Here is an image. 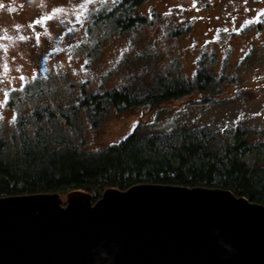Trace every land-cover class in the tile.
I'll return each mask as SVG.
<instances>
[{
  "label": "rangeland",
  "instance_id": "374dc122",
  "mask_svg": "<svg viewBox=\"0 0 264 264\" xmlns=\"http://www.w3.org/2000/svg\"><path fill=\"white\" fill-rule=\"evenodd\" d=\"M196 3L145 0L131 15L144 24L119 32L100 19L115 0H33L32 17L18 18L13 29L0 25V134L9 137L15 117L34 108L66 106L83 93L160 75L192 79L208 62L215 92L113 113L74 143L98 151L135 130L151 135L198 127L218 134L217 147L238 128L250 142L264 141V37H254L264 3ZM59 197L65 206L66 195Z\"/></svg>",
  "mask_w": 264,
  "mask_h": 264
},
{
  "label": "trees",
  "instance_id": "16d2710c",
  "mask_svg": "<svg viewBox=\"0 0 264 264\" xmlns=\"http://www.w3.org/2000/svg\"><path fill=\"white\" fill-rule=\"evenodd\" d=\"M144 1L115 0L101 25L112 24L119 32L138 29L145 21L131 15ZM209 65L204 62L192 79L160 75L16 116L11 135L0 134V197L81 190L95 203L109 188L156 184L222 188L264 205V141L250 142L245 129H236L223 147L216 145L218 134L199 127L151 135L135 130L98 151L74 143L113 113L215 92L219 84ZM27 92L29 85H24Z\"/></svg>",
  "mask_w": 264,
  "mask_h": 264
},
{
  "label": "water",
  "instance_id": "95a60500",
  "mask_svg": "<svg viewBox=\"0 0 264 264\" xmlns=\"http://www.w3.org/2000/svg\"><path fill=\"white\" fill-rule=\"evenodd\" d=\"M66 197H0V264H264V205L229 190L139 184L95 203L81 190Z\"/></svg>",
  "mask_w": 264,
  "mask_h": 264
},
{
  "label": "flooded vegetation",
  "instance_id": "af4514ba",
  "mask_svg": "<svg viewBox=\"0 0 264 264\" xmlns=\"http://www.w3.org/2000/svg\"><path fill=\"white\" fill-rule=\"evenodd\" d=\"M195 3L197 0H192ZM249 1V0H248ZM254 1V0H253ZM256 3H264V0L254 1ZM197 4V3H196ZM33 0H0V25L5 24L7 29L15 27L18 18L33 16L32 13ZM256 34L254 37H264V19L256 22ZM8 25V26H7ZM1 33V31H0Z\"/></svg>",
  "mask_w": 264,
  "mask_h": 264
},
{
  "label": "clouds",
  "instance_id": "9594fccd",
  "mask_svg": "<svg viewBox=\"0 0 264 264\" xmlns=\"http://www.w3.org/2000/svg\"><path fill=\"white\" fill-rule=\"evenodd\" d=\"M227 247V246H226ZM101 256L103 257V258H107V254L106 253H101Z\"/></svg>",
  "mask_w": 264,
  "mask_h": 264
}]
</instances>
